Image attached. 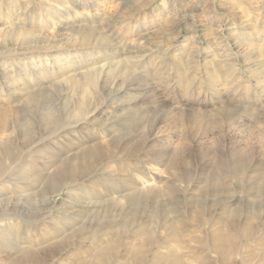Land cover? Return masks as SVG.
<instances>
[{
    "label": "rangeland",
    "instance_id": "1",
    "mask_svg": "<svg viewBox=\"0 0 264 264\" xmlns=\"http://www.w3.org/2000/svg\"><path fill=\"white\" fill-rule=\"evenodd\" d=\"M226 232L264 250V0H0V264H206Z\"/></svg>",
    "mask_w": 264,
    "mask_h": 264
},
{
    "label": "bare ground",
    "instance_id": "2",
    "mask_svg": "<svg viewBox=\"0 0 264 264\" xmlns=\"http://www.w3.org/2000/svg\"><path fill=\"white\" fill-rule=\"evenodd\" d=\"M10 71V70H8ZM3 123V122H2ZM6 129V128H5ZM4 130V129H3ZM249 226H244L243 228L246 230ZM226 234V236H225ZM236 236L230 235L228 232L218 234V237L216 236L213 241V247L217 248L218 253V259L221 260V263H217V257L213 258V260H209L206 264H237V260L232 258V253L234 252V242H235ZM233 249V250H231ZM238 253V252H237ZM230 255V257L228 256ZM238 255H241L238 253ZM237 256V255H235ZM216 259V260H215ZM243 261L247 263V260L245 257H243ZM231 262V263H230ZM252 264H264V250H259L254 253L253 257H251ZM14 262L11 261L9 264H13ZM27 264H37L35 261L32 260V262Z\"/></svg>",
    "mask_w": 264,
    "mask_h": 264
}]
</instances>
